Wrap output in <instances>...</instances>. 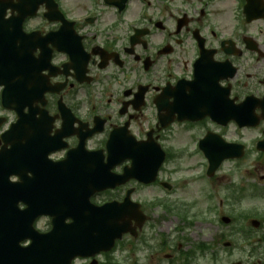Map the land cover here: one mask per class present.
Wrapping results in <instances>:
<instances>
[{
	"label": "flooded vegetation",
	"instance_id": "af4514ba",
	"mask_svg": "<svg viewBox=\"0 0 264 264\" xmlns=\"http://www.w3.org/2000/svg\"><path fill=\"white\" fill-rule=\"evenodd\" d=\"M247 5L264 16V0H0V150L9 165L0 170L9 183L0 223L22 218V249L53 218L98 230L107 204L156 246L163 214L153 210L165 213L181 188V235L258 233L242 242L239 260L264 264V153L256 150L264 122L240 127L231 108L252 105L258 117L264 104V20L247 22ZM225 150L233 158L209 173L204 152L218 159ZM161 154L155 180L144 183ZM192 182L198 193L188 199ZM139 260L159 258L149 249Z\"/></svg>",
	"mask_w": 264,
	"mask_h": 264
},
{
	"label": "rangeland",
	"instance_id": "374dc122",
	"mask_svg": "<svg viewBox=\"0 0 264 264\" xmlns=\"http://www.w3.org/2000/svg\"><path fill=\"white\" fill-rule=\"evenodd\" d=\"M143 194L145 195V194H147V193L144 192ZM151 194H154V193H151ZM187 198L190 199L191 197L188 196ZM252 203H253L252 201L249 202L250 205H251ZM205 231H207V230H204L203 232H199V231L195 230L194 233H193V235H192V237H193V238L195 239V241H196V239H197L198 237H201V235H202V237H204V239H209V238L214 234L213 232H210V231L205 232ZM234 253H237V252H234Z\"/></svg>",
	"mask_w": 264,
	"mask_h": 264
},
{
	"label": "water",
	"instance_id": "95a60500",
	"mask_svg": "<svg viewBox=\"0 0 264 264\" xmlns=\"http://www.w3.org/2000/svg\"><path fill=\"white\" fill-rule=\"evenodd\" d=\"M108 228H114V226L112 224H110V226ZM107 228H104L101 232H103L104 230H106Z\"/></svg>",
	"mask_w": 264,
	"mask_h": 264
}]
</instances>
